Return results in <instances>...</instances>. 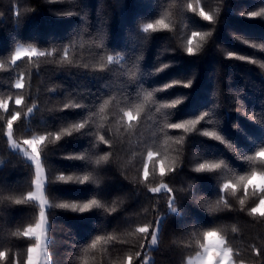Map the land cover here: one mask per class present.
Here are the masks:
<instances>
[{
  "label": "trees",
  "instance_id": "16d2710c",
  "mask_svg": "<svg viewBox=\"0 0 264 264\" xmlns=\"http://www.w3.org/2000/svg\"><path fill=\"white\" fill-rule=\"evenodd\" d=\"M201 8L213 22L198 15ZM157 19L168 28L145 33L144 25ZM193 31L211 35L197 38L201 46L189 55ZM21 46L48 55L13 64L11 55ZM262 46L264 0H0V100L11 98V112L16 95L25 97L12 139L23 144L53 134L41 145L50 264H126L128 255L133 264H188L200 251L203 231L213 228L231 242L234 264H264V255L253 251H264V216L250 213L259 195L251 188L245 194L238 179L264 171L259 158L248 159L264 148ZM21 77L24 88L16 89ZM189 80L190 87L164 88ZM176 99L181 102L174 108L165 107ZM128 110L136 116L131 123L123 115ZM202 114L195 130L169 128ZM8 118L0 109V251L24 264L35 241L20 233L39 219V204L14 203L34 190L35 169L10 148ZM84 121L80 131L54 140L56 132ZM148 151L157 154L153 160ZM145 162L150 182L141 177ZM201 163L221 166L197 172ZM60 175L72 180L56 179ZM84 175L90 180L79 182ZM228 181L238 185L235 192L222 190ZM161 184L175 193V211L165 189L149 191ZM92 199L100 207H58ZM157 220L158 241L151 245L135 229L155 227ZM97 236L104 239L92 248Z\"/></svg>",
  "mask_w": 264,
  "mask_h": 264
},
{
  "label": "snow or ice",
  "instance_id": "6c2138e0",
  "mask_svg": "<svg viewBox=\"0 0 264 264\" xmlns=\"http://www.w3.org/2000/svg\"><path fill=\"white\" fill-rule=\"evenodd\" d=\"M188 9L192 12H196V8L193 4H188ZM261 12H250L248 15L250 17H256L260 16ZM198 15L208 22H213V17L204 11L203 8H201L198 12ZM168 28V25L165 23L163 19H157L154 22L147 23L143 27V31L145 33L148 32H158L161 29ZM211 35V33H201L199 31H193L191 33V36L187 39V48L186 52L189 55H195L199 47L201 46L199 43H196L197 38L200 39V41H203L206 36ZM255 47V45H253ZM264 47V46H262ZM48 55V53L44 51H39L36 47H24L21 46L15 50V52L11 55V62L13 64H16L18 61H20L22 58H28L31 60L33 57H44ZM230 58H236L241 60L248 59L247 57L238 56L234 53L228 54ZM68 52L65 49L64 51V58L67 59ZM108 62H112L113 57L108 56L107 57ZM255 62V61H252ZM167 67V65L165 66ZM163 70V69H160ZM180 84L184 87H190L191 80H189L187 83L181 82V81H174L169 85H165L164 88L171 87L174 85ZM16 89H23L24 83H23V77L18 79L14 85ZM163 90V89H161ZM11 99V98H10ZM9 100H0V109H2L5 113H7L10 118L7 119V134L8 139L11 141L12 139V133H13V124L15 121L21 118V111L19 110L18 106L25 103V97L23 95H16L15 97V105L17 106L16 111L10 112L9 107ZM181 102L180 99L173 100L169 103L165 104V107L174 108L177 104ZM70 105H64V108H69ZM76 107H80V105H76ZM33 111V108L29 107L27 109L28 113H31ZM10 113V114H9ZM124 118L127 119L129 123H131L136 116L133 114L131 110L125 111L123 113ZM204 115L202 114L197 119L192 120H186L182 123H171L169 124V128L171 129H183L185 132L192 131L196 129V125L200 123L201 120L204 119ZM86 121L74 124L68 128H64L54 134V140L59 141L63 136L65 135H71L73 132H78L81 129H83L86 126ZM52 133H48V136L40 135V136H32L30 139H24L23 145L24 147H21L19 144H14L13 146L16 148H20V150L24 153V155L32 161V163L35 166V179L32 181L34 184V190H30L24 194L22 198L15 199L14 203H23L25 201L28 202H38L39 203V219L37 222L32 225L30 224L26 228L23 229L22 233H20L23 237L26 238H34V243L30 244L27 247L26 250V259L24 261V264H41L40 256L42 252L44 251L45 244H46V211H45V205L47 203V198L45 196V183L47 178L44 175V168L41 163V145L45 144V141L48 139L49 136H52ZM205 136H211L216 140H220L221 137L215 133H209L205 132ZM99 141L106 144L108 147H111V144L107 137L105 135L99 136ZM157 155L156 153L152 151L147 152V159L153 160V157ZM81 158V157H80ZM260 159V163L264 164V148H261L259 151L255 153L254 157H248L249 160L253 159ZM102 160L107 161L108 156L105 155L101 157ZM99 162V161H97ZM221 165L217 163H201L196 168L197 172H205V171H213L215 169H218ZM169 171L173 170L171 168L167 169ZM166 171V167L164 164V161L161 160L160 167H159V174L161 176H164ZM142 180L144 182H150V171H149V165L147 162L143 164V170L141 174ZM56 179L68 182L72 180L71 176L65 177L63 175L57 176ZM239 186L242 187L245 194H247L249 188L253 190L254 194L259 195V202L255 204V206L250 207V213L251 214H259L260 216H264V171H251L246 175H242L239 178ZM90 180L89 175H84L79 182L84 183L86 181ZM259 180V184L255 183V181ZM238 188V185L233 183L232 181L225 182L223 184L222 190L227 191L229 189H232L233 192H235ZM161 189H165L167 191L168 197H169V207H171L172 211H175L176 208L172 207L176 200L175 193L172 189L167 188L166 185L161 184L158 187H152L149 189V191L153 194H159L161 192ZM240 204L244 205L245 201L243 199L240 200ZM58 207L61 208H70L73 211H80L85 212L92 208L100 207V204L97 200L92 199L84 203H60ZM158 227H159V220L156 221L155 227H153L151 224H144L143 226L137 227L135 229L136 233H139L143 239H149L151 245H156L158 241ZM235 231V229H233ZM16 235V233H14ZM215 238V239H212ZM104 239L101 236H97L91 244L92 248H95L96 245ZM199 249L195 255V259L193 260L192 257H189L188 264H233V246L230 241L225 239L224 235H221V232L217 230L216 228L203 231L202 233V240L198 241ZM143 247V245H142ZM255 255L260 256L264 255V251H262L259 248L253 249ZM136 258H140V252L135 253ZM11 261V264H20V260L17 257H12L8 252L0 251V261ZM126 264H133V256L128 255L126 257Z\"/></svg>",
  "mask_w": 264,
  "mask_h": 264
},
{
  "label": "rangeland",
  "instance_id": "374dc122",
  "mask_svg": "<svg viewBox=\"0 0 264 264\" xmlns=\"http://www.w3.org/2000/svg\"><path fill=\"white\" fill-rule=\"evenodd\" d=\"M14 144H18L16 143L13 139H11L10 141V148L13 150V151H16V152H19L20 154H22L31 164L32 161L29 160L25 155L24 153L20 150V148H16L14 147L13 145ZM21 145V147H24L23 144H19ZM34 166V164H33ZM34 169H35V166H34ZM45 175V174H44ZM255 183L259 184V180L255 181ZM45 187V186H44ZM38 203V202H37ZM39 204V203H38ZM48 208V202L46 203L45 205V211L47 210ZM46 221H47V217H46ZM47 228H48V223H46V230H45V235H46V244H45V248H44V251L42 252L41 256H40V260H41V264H50V259H49V255H48V250H47V241H48V237H47ZM212 239H215V238H212ZM195 259V257L193 258V260ZM234 264V263H233Z\"/></svg>",
  "mask_w": 264,
  "mask_h": 264
}]
</instances>
